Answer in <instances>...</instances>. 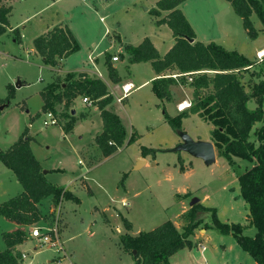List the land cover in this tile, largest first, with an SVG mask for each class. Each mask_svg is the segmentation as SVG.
I'll return each instance as SVG.
<instances>
[{
	"label": "rangeland",
	"instance_id": "1",
	"mask_svg": "<svg viewBox=\"0 0 264 264\" xmlns=\"http://www.w3.org/2000/svg\"><path fill=\"white\" fill-rule=\"evenodd\" d=\"M204 2L206 6L209 2L207 6L209 10L201 14L207 18V24L212 26L211 35L215 36V26L218 25L216 12L222 9V2L227 0ZM14 5L15 10L10 17L13 25L20 23L27 17L26 15L30 18L16 26L20 28L22 41L15 40V32L10 31L0 38V149L3 151L9 149L28 127L31 146L40 163L49 169L65 170L54 171L52 181L67 184L70 179H78L85 174L91 192L87 185L75 186L74 191L79 196L80 203L71 199H62L59 205L47 203L45 219L35 225H48L53 217L58 215L61 240L75 264H133L132 255L123 249L120 242V236L125 232L122 216L140 221L144 231H150L151 227L155 228L166 220H176L178 223L175 225L182 230V214L177 217L180 210L177 197L180 195L176 193H188L183 197L189 203L195 198L200 202L205 200L203 202L206 205L217 208L218 216L223 222L245 225L250 223L248 204L241 195L239 199L236 198L239 192L241 194L238 176L246 166L248 168L247 160L236 159L235 163L230 165L224 156H219L217 148V160L210 165L201 158L187 155L185 151L176 153L158 151L155 156L158 162L156 165L137 168L139 160L136 162L134 160L140 144L156 148H174L180 143H176L179 132L164 120V111L168 109L173 113L175 105L167 103V107L162 106L158 110L149 99L148 92H152L150 87L131 94L122 103L116 101L115 109L127 125L128 135L135 132L139 133L141 138L139 142L118 147L112 156H106L99 145L97 147L94 134L99 128L96 130L95 123L84 122L78 130L71 131L66 136L61 126L66 122L61 115L63 105L58 106L59 122L56 125H44V99L41 91L52 80L66 81L67 72L61 71L60 66L49 68L38 52H33L34 38L55 25L61 23L68 25L81 46L79 51L69 56L71 58L65 66L74 68L81 63L90 64V54L96 55L105 48L110 47L108 51L112 52L123 50L126 43L135 41L136 34L149 31L146 20L144 29L133 12L127 15L121 4L113 0H19ZM136 7L140 10L145 6L138 4ZM234 14L236 18L239 16L236 12ZM252 21L259 31L257 39L249 37L241 21L239 25L232 24L233 41L228 44L232 50L253 59L251 61L254 65L244 73L243 82L247 91L252 90L249 81L254 83L264 79V58L260 60L257 57L259 50L256 51L264 47V27L255 14L252 15ZM198 27H201L200 22ZM106 29L108 32H105ZM114 35H121V41L118 39L112 41ZM112 57L110 56V59ZM111 61L113 62L112 59ZM138 66L136 74L134 72L135 78L127 71L128 68L123 67L124 76L133 79L136 85L151 72L144 65ZM259 71L263 72L261 77L257 76ZM252 72L256 74L253 75ZM19 82L21 86H17ZM10 87L13 91L12 97H9ZM180 90L185 93L184 90L187 89L181 87ZM114 96L116 98V95ZM83 98L84 96L77 98L71 105L76 110L74 114H91L94 106L85 104ZM183 102L184 100L179 102L177 108ZM249 105L257 106L256 100L252 99ZM212 127L211 123L197 116L184 120V131L195 140H198V135L202 138L210 137ZM182 154H186L188 160L193 161H188L184 165V159L178 160ZM182 165L191 167L190 172H182L180 169ZM0 168L2 203L20 194L24 188L16 174L1 161ZM128 183L129 193H126L124 187ZM124 197L131 203L130 214L122 205ZM107 203L110 205L106 206ZM49 206H55L53 214L49 211ZM187 207H191V204ZM199 217L202 224L194 235L197 240V246H194L195 257L200 256L201 245L210 246L206 240H236L232 234H223L215 226L206 229L207 235L203 237L202 228L212 223L211 212L203 211ZM13 222L0 215V244L3 243L2 233L9 231ZM33 227L34 225L31 229ZM256 232V227L252 226V229L246 230L244 234L254 236ZM138 233L130 230V234ZM28 247L31 255L29 260H32L33 264H60L54 248L39 245L35 248L31 244ZM244 252L246 253L245 250ZM205 255H208V252ZM63 262L67 263L68 260L65 259ZM209 262L213 264V261Z\"/></svg>",
	"mask_w": 264,
	"mask_h": 264
},
{
	"label": "trees",
	"instance_id": "2",
	"mask_svg": "<svg viewBox=\"0 0 264 264\" xmlns=\"http://www.w3.org/2000/svg\"><path fill=\"white\" fill-rule=\"evenodd\" d=\"M185 1L159 0L150 10L156 17L168 11L156 24H167L173 31L176 42L169 51L162 55L152 40L146 37L138 45L125 46L128 62H151L158 75L152 80V89L161 100L173 101L174 86H189L193 89L189 107L175 116L164 111L166 121L175 131H184L183 119L196 114L212 124L211 137L219 156H224L230 165L235 163V157L252 163L238 176V180L240 195L249 207V225L256 227L257 232L254 236L245 235L246 225L223 222L216 207L198 202L182 214V230L172 220H167L150 231H140L136 235L122 234L120 242L123 249L132 255L133 264H170L173 254L185 247L195 246L192 237L202 224L199 214L209 211L212 223L205 225L204 229L215 226L223 234H232L257 264H264V79L254 83L249 81L252 90L247 91L243 82L244 73L249 71L254 62L239 51L228 50L217 42L196 40V32L180 8ZM227 1L242 18L249 37L257 39L259 31L252 21V15H257L264 27V0ZM11 10L12 6L0 0V37L8 31ZM14 32L15 39L21 41L19 28H15ZM33 44L43 62L54 67L60 66L63 59L81 49L72 30L63 24L55 25L35 37ZM107 58L109 61V54ZM108 69L112 81L120 82L117 69L110 63ZM262 73L257 72V76L261 77ZM174 74L179 75L175 77ZM11 87L9 97L13 96ZM41 94L44 112L53 111L58 115V106L63 105L61 115L66 122L61 126L65 133L71 132L79 120L88 116V113L74 114L71 105L81 96L89 97L101 111L104 127L97 135L96 142L106 156L139 138V134L133 132L126 142L127 132L120 116L107 108L113 102V96L101 78L86 72H68L66 81L58 80L46 85ZM252 99L257 102L256 108L249 105ZM170 150L141 146L144 157ZM0 161L16 174L24 188L20 194L0 203L2 217L20 225L33 226L45 219L40 205L49 197H52L55 205L62 199L80 203V198L65 186L47 179V172L32 149L28 127L9 149H0ZM180 169L185 170L183 165ZM53 171L63 170L58 168ZM123 223L127 229H133V224L126 217H123ZM28 236L29 231L25 228L4 231L2 237L6 248H0V264H22L23 253L17 245L27 240Z\"/></svg>",
	"mask_w": 264,
	"mask_h": 264
},
{
	"label": "crops",
	"instance_id": "3",
	"mask_svg": "<svg viewBox=\"0 0 264 264\" xmlns=\"http://www.w3.org/2000/svg\"><path fill=\"white\" fill-rule=\"evenodd\" d=\"M17 1H19V0H5V3L7 5L12 6V10H11V12L9 14V25L7 27L8 28L7 32H9V31L10 32H14L15 28H19V27H16L17 25H19L21 23H25L30 18V16L26 15L27 17H24V19L20 23H17L15 25L12 24V21H11L10 17H11V15L13 14V12L15 10V5L14 4ZM113 1H116V3L119 2L121 4V8L124 9V11H127V15H131L130 13L133 12V15L137 17L136 19H137V21L140 22L139 24H141L142 28H144V29L146 28V26L144 24V21L146 20L148 22V30L149 31H143L142 33H138V35L136 34L135 41H133V43H126L125 46L127 44L138 45L146 37H149L152 40V42L154 43V45L157 47L159 52L162 55H164L175 44L176 40H175V37H174L172 29L167 24H161V25H157L156 24V21L158 19L163 18V17H165L168 14V11H163L162 15L160 17H156L155 15H153L150 12V10L153 7L156 6V4H157V2L159 0H113ZM222 3H223L222 9L220 11H217V12L215 11L217 13V22H218V25L215 26V28H216L215 36L211 35L212 33L210 32V29H211L212 26L207 24L208 23L207 22L208 21L207 18H205L202 15L204 12H207V9H208L207 6L209 5V2L207 3V6H206V3L204 2V0H186L185 2H183L180 5V8L183 10L185 16L187 17V19L189 20V22L193 26V28H194V30L196 32V40L202 41L204 43H209V42L214 41V42H217L219 44H222L228 50H230L229 48H231V50H232L233 48L230 47V45H228V44H230L229 42L233 41L232 38H233V35H234V31H233L232 28H234V27H233L232 24H238L239 25L241 23V21L243 23V20H241L242 18L240 16H238L237 18H236V16H234L235 15L234 14L235 11H234V9H233V7H232L230 2L227 1V2H222ZM138 4H141L142 6H145L144 9L138 10V8L136 7ZM103 19H104V17H102V20ZM132 21H134V19H132ZM199 22L201 23V27H198ZM118 23H120V22H118ZM48 30L49 29H47L45 32H47ZM204 31H205V33H204ZM72 32H73V30H72ZM105 32H108V29H106ZM74 35H75V33H74ZM75 37H76V35H75ZM113 37L114 38H111L112 41L113 40L116 41V39L121 41V35H114ZM77 40H78V38H77ZM21 41H22V39H21ZM125 46H124L123 50H121L119 52L108 51L110 49V47H109V48H105V49L99 51L96 55L90 54V64L85 65V63H81L80 66L74 67V68L65 67L67 61L69 60V58H71V57H67L61 62V65H60L61 68L60 69H61V71L67 72V73L68 72H76V73L86 72L90 76H93V77H96L97 71H99V72H101V74L103 76L101 79L103 81H105V83L107 84L110 93L113 96L114 95L117 96L121 92V85L122 84H124L126 82H133L134 83L133 79H127L126 76H124L123 67H124V69L128 68L127 71H129L131 73V75L134 76V78H135L136 76L134 75V72L136 70V67H139L138 65H144V66L147 67L148 70H151V72L149 73L148 77H146L144 80L138 81L139 83L137 85L134 83L135 89L126 98H128L131 94L133 95V93H137L138 91H140L141 89H143L145 87H150L152 92H148V95L150 97L149 99L151 100V104L154 107H157V109L159 110V109H161L162 106L165 107L167 103L168 104L172 103L173 105H175V109H174L173 113H171L167 109V111H168V113L170 115L175 116L180 111H182V110H179L177 108V104L179 102L183 101V100H184V102H186V101L190 102L191 97H192V93H193V89L191 87H189V86H182V85L174 86L172 88L173 96H174L173 97V101H169L168 102V101H165V100H161L160 98H158L156 96V94L154 93V91L152 89V80L155 79L158 75L155 72V70L153 69V66H152L151 62H140V63H132V64L129 63L128 62V54L125 52ZM262 48L264 49V47H260V48L256 49V51L260 50ZM33 49H34L33 52L37 53L35 48H33ZM108 54L111 57L116 55V54H120L119 55V60L112 62L111 61L112 58L111 59L109 58V61H108V58H107ZM248 58H250V57H248ZM250 59H252V58H250ZM109 63L114 68L117 69L119 77H120V82H118V83L113 82L112 79L110 78L109 69H108V64ZM49 68H50V66H49ZM135 74H136V72H135ZM52 81L49 82L48 84L52 83ZM181 87H183L184 89H187V90H184L185 93H183L180 90ZM116 103H117L116 102V98L114 96L113 97V102L110 103L107 108L118 114V112L115 109ZM92 105L94 107L92 108L91 114H88V116L85 119L79 120L76 123V125H75L74 129L72 130V132L74 130H78V127L84 122H88V123H91V124L95 123L96 126H97L96 130L99 128L94 134V141L96 142L97 135H99L103 131L104 123H103V119L101 120V118H102L101 111L98 108V106L94 105V104H92ZM88 106H91V105H88ZM256 107L257 106L252 107V108H256ZM194 116H197L200 119H202L200 116H198L196 114H192L188 118H191V117H194ZM120 118H121V120L123 122V125L126 128V132H127L126 142H127L130 139L132 134L130 136L128 135L127 125L125 124V122H124V120H123V118L121 116H120ZM188 118H184L183 119V130H184V120H186ZM164 120H166L165 116H164ZM132 126H133V122H132ZM212 128H211V130H212ZM69 133H65L66 136L69 135ZM137 134H139V133H137ZM140 138L141 137H140V134H139V138L135 142H139ZM199 139L213 142L211 136L210 137H206V138H202V137H200L198 135V140ZM177 142H181V137L180 136H178V138L176 140V143ZM125 145H127V143ZM141 146H145V145L140 144L139 152L137 153L134 161L136 162V160L138 161L139 158L142 157V158H144L145 161L140 167L147 166V165H152V166L156 165L158 163L157 159L155 160V156L156 155L155 156L147 155L146 157H144L142 155V152H141ZM97 147H98V144H97ZM150 148H156V147H150ZM161 148L162 149H172L171 147H161ZM161 148H158V149H161ZM32 149H33V147H32ZM169 152H174V151H169ZM187 155H190V154L187 153ZM110 156H112V155H110ZM190 156L194 157L192 155H190ZM179 157H178V160L180 159ZM181 159L185 160L184 165H186V163L188 161H193V160H188L186 154H182L181 155ZM236 159H240V158L235 157V160ZM135 162L133 164H135ZM239 163L240 162H238V164ZM176 164L177 163L175 162L174 165H176ZM41 165H42L43 169L46 168V166L44 164L41 163ZM251 165H252V163L249 162L248 163V168L251 167ZM137 168H139V167H137ZM184 168H185V170L182 171V172H185V173H188L191 170V167L187 168L186 166H184ZM55 169H57V168H51V169L46 168V172H47L46 173V177L52 183L65 186L68 190H70L76 196H78V195L75 193L74 189H75V186H79V184L80 185H87L89 191L91 192L90 187H89V185L87 183V180L85 178V174L83 176L79 177L78 179H76V178L75 179L74 178L70 179L69 183L64 184V183H61V182H58V181L56 182V181H52L51 180V176L55 173L53 170H55ZM60 169H62V168H60ZM246 169H247V166H246V168H244V171ZM62 170L65 171L64 169H62ZM128 186H129V183H128V185H125V187H124L126 193H129ZM135 194H137V193H135ZM176 194L180 195L179 200H178L179 201V205H180V210H179L178 215H177V217H179V215L183 214L185 211H187L190 208V207L189 208L187 207L188 204H190V203L187 201V199L185 197H183V195L186 194V193H176ZM239 197H240V192H239V194L236 195V198L239 199ZM61 201H63V200H61ZM203 201H205V200H203ZM203 201H202V203L204 205H206ZM124 202L126 204H124ZM47 203H48V205H52L53 204L52 197L47 198L46 200L43 201L42 205H40L43 213H45L47 211L46 208H45V205ZM109 205L110 204H108V203L106 204V206H109ZM122 205L125 206L128 209V213L130 214L131 203L127 200L126 197H124L122 199ZM206 206H208V205H206ZM49 207H50L49 211L52 212V214H53V212L55 211V206H49ZM123 217H125V216H122V220H123ZM126 218L133 224V226L135 224H138L140 231H144L143 225L140 223V221H136L133 218H128V217H126ZM173 221L176 224L178 223L176 220H173ZM36 224H38V223H36ZM246 226L248 228H245L244 232L246 230H248V229H250V230L252 229L251 225L248 224ZM124 227H125V225H124ZM177 227H179V226H177ZM17 228H25V229H27L29 231L28 239L25 240L23 243L18 244L17 248L22 253H26L27 254L28 257H27V260H26L27 261L26 264H29V263L33 264V261L29 260L31 255H30V251H29L30 248L28 247V245L31 244L35 248H37L38 247V239H36V238L31 236V234H30L31 233V226L20 225L19 223L15 222V221L12 223V227H11V229L9 231L15 230ZM152 229H154V227L153 228L151 227V230ZM201 232H202V236L203 237L207 235L206 229L202 228ZM126 233H130V230L125 227V232L122 233V234H126ZM195 239H196V237L193 236L192 240H193L195 246H197V240H195ZM198 241H201V240H198ZM206 241H208L210 243V246H207L205 244L201 245L202 249L200 250V256L199 257H195L196 255L194 256L195 247H193V248L185 247V248L181 249L180 251L176 252L175 254H173L170 257V264H211L209 262L210 260L213 261V264H257V261L247 251H246V253H248L249 256H248V254H246L244 252V249L239 245L237 240H206ZM202 246H205L206 249H203ZM0 248L1 249H5L6 248V244H5L4 240H3V243L0 244ZM198 251H199V249H198ZM207 252H208V255H205V253H207ZM133 263H134V261H133Z\"/></svg>",
	"mask_w": 264,
	"mask_h": 264
},
{
	"label": "built area",
	"instance_id": "4",
	"mask_svg": "<svg viewBox=\"0 0 264 264\" xmlns=\"http://www.w3.org/2000/svg\"><path fill=\"white\" fill-rule=\"evenodd\" d=\"M88 1V0H84ZM257 57L260 60H263L264 58V49L259 50L257 52ZM92 59V58H91ZM113 61L119 60L118 55H114L112 57ZM179 74H174L173 76H177ZM98 78H102L101 72L97 71ZM191 80V79H190ZM135 89V85L133 82H126L121 85V92L116 96V101L118 103H122L123 100ZM83 101L87 105H92L93 101L89 97H84ZM186 104V107H189L191 105V102H183L179 105V110H183L186 107H183V104ZM44 125H56L59 122V118L53 111L45 112V118H44ZM124 204H126L124 202ZM31 236L38 239V245L40 247L47 246L50 248H54L58 255L57 260H59L60 264H75L72 260L69 254L67 253V250L64 246V243L61 240V233L58 226V215L53 217V220L48 225H41V226H35L31 229ZM203 249H206L205 246H202ZM27 254H22V264H26L27 260ZM68 260L67 263H64L63 260ZM32 264V263H29Z\"/></svg>",
	"mask_w": 264,
	"mask_h": 264
},
{
	"label": "water",
	"instance_id": "5",
	"mask_svg": "<svg viewBox=\"0 0 264 264\" xmlns=\"http://www.w3.org/2000/svg\"><path fill=\"white\" fill-rule=\"evenodd\" d=\"M21 82L17 84V86H21ZM73 113H76V110H73ZM179 136L181 137V142L177 144L176 147L172 148L171 151H185L190 155L201 158L205 161L206 164H213L217 159V152L215 144L212 141L207 140H195L190 134L186 131H179ZM144 158L140 157L137 167H140L144 163ZM200 202L198 198H195L190 203L191 206ZM139 226L134 225L133 231L140 232Z\"/></svg>",
	"mask_w": 264,
	"mask_h": 264
},
{
	"label": "bare ground",
	"instance_id": "6",
	"mask_svg": "<svg viewBox=\"0 0 264 264\" xmlns=\"http://www.w3.org/2000/svg\"><path fill=\"white\" fill-rule=\"evenodd\" d=\"M186 106H187V105L184 103V104H183V107H186Z\"/></svg>",
	"mask_w": 264,
	"mask_h": 264
}]
</instances>
